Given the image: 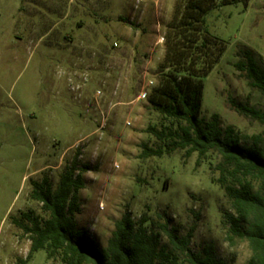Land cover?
<instances>
[{
  "label": "rangeland",
  "instance_id": "1",
  "mask_svg": "<svg viewBox=\"0 0 264 264\" xmlns=\"http://www.w3.org/2000/svg\"><path fill=\"white\" fill-rule=\"evenodd\" d=\"M178 2L0 0V264H61L42 249L26 260L30 239L14 219L29 223L22 216L28 211L46 217L30 198L31 181L47 177L55 187L77 150L90 170L82 172L74 220L96 246H106L128 209L135 220L161 214L181 234L196 223L191 251L211 243L223 264H247V243L232 246L225 238L222 213L230 206L208 164L216 154L199 165L196 153L183 159L179 150L139 157L143 143L160 145L147 132L161 121L147 98L159 81L166 26ZM205 21L225 49L200 78L199 118L217 113L222 127L259 132L264 123L237 106L264 111V97L234 63L245 47L264 69V0L215 7Z\"/></svg>",
  "mask_w": 264,
  "mask_h": 264
},
{
  "label": "trees",
  "instance_id": "2",
  "mask_svg": "<svg viewBox=\"0 0 264 264\" xmlns=\"http://www.w3.org/2000/svg\"><path fill=\"white\" fill-rule=\"evenodd\" d=\"M249 0H179L174 18L164 36V59L158 65L159 81L148 95V102L161 115L160 127L148 126L147 132L160 145L143 143L140 158L161 157L175 150L187 159L196 153V165L208 161L211 181L226 197L230 210L222 213L226 240L230 245L247 243L251 254L247 264H264V128L243 133L233 125L222 127L217 113L199 118L202 82L222 56L225 44L206 26L207 13L218 6L241 4ZM234 63L249 87L264 97L262 59L249 48L236 52ZM233 104V102L231 101ZM245 117L264 123V111L248 104L237 106ZM77 150L58 176L55 187L44 177L31 181L30 198L40 204L46 217L24 212L29 223L14 219L30 239L26 260L37 250L61 264H223L214 246L206 243L201 251L190 250L196 223L181 234L180 225H169L161 214L151 219L146 213L133 219L128 209L115 221L104 248L88 240L77 227L74 215L80 211L78 191L84 188L82 172L90 166L80 163ZM162 236L166 238L162 242Z\"/></svg>",
  "mask_w": 264,
  "mask_h": 264
}]
</instances>
